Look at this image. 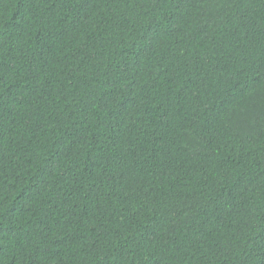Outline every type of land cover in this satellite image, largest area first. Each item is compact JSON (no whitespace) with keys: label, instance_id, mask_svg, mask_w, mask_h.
<instances>
[{"label":"trees","instance_id":"16d2710c","mask_svg":"<svg viewBox=\"0 0 264 264\" xmlns=\"http://www.w3.org/2000/svg\"><path fill=\"white\" fill-rule=\"evenodd\" d=\"M0 264H264V0H0Z\"/></svg>","mask_w":264,"mask_h":264}]
</instances>
